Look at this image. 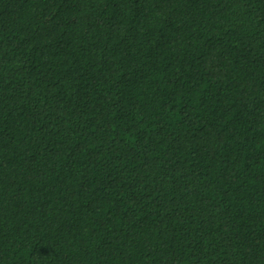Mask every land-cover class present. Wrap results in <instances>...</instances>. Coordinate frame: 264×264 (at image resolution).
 <instances>
[{"label":"trees","instance_id":"16d2710c","mask_svg":"<svg viewBox=\"0 0 264 264\" xmlns=\"http://www.w3.org/2000/svg\"><path fill=\"white\" fill-rule=\"evenodd\" d=\"M0 264H264V0H0Z\"/></svg>","mask_w":264,"mask_h":264}]
</instances>
